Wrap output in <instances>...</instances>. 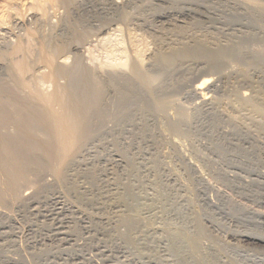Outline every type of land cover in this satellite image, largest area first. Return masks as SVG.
Returning a JSON list of instances; mask_svg holds the SVG:
<instances>
[{
    "label": "rangeland",
    "instance_id": "obj_1",
    "mask_svg": "<svg viewBox=\"0 0 264 264\" xmlns=\"http://www.w3.org/2000/svg\"><path fill=\"white\" fill-rule=\"evenodd\" d=\"M240 1L0 0V79L22 59L7 55L14 42L26 41L37 54L50 38L69 47L60 62L80 60L105 94L93 138L61 167L62 179L47 171L25 189L27 201L0 203V264H204L211 257L218 264L264 263L262 252L230 238L237 229L264 233V14L238 13L231 2ZM179 27L189 32L179 35ZM80 33L86 38L78 42ZM191 36L213 40L207 58L158 60ZM118 48L153 79L151 91L130 67L110 65ZM34 68V77L49 72ZM210 76L217 88L204 105L192 88ZM243 93L249 95L241 100ZM208 196L218 203L224 196L220 207L230 214L207 207ZM236 208L252 219L239 221Z\"/></svg>",
    "mask_w": 264,
    "mask_h": 264
},
{
    "label": "bare ground",
    "instance_id": "obj_2",
    "mask_svg": "<svg viewBox=\"0 0 264 264\" xmlns=\"http://www.w3.org/2000/svg\"><path fill=\"white\" fill-rule=\"evenodd\" d=\"M53 1L54 2L57 1V3H59V4L61 2L63 5L65 4L67 6L71 5L74 2V0H52V2ZM199 1H207L208 3L210 2L211 4L212 3L214 4V3H219L222 0H199ZM235 1L237 2V0H235ZM241 1L243 3H246V4L243 5L241 3ZM241 1H240V3L238 2L239 4H237V3L235 4V2H231V3H233L232 9H235L238 13L240 12L241 14L246 13L247 9H249V12H250V10H253V9L256 10L257 9L256 10L257 12L260 10L262 12V14H264L263 13L264 12V3H263L264 0H241ZM57 3H55V4H57ZM229 4H227V5L229 6ZM41 5H39V7H40L39 9L46 12L44 10L46 7L44 8V6H41ZM230 6H231V4H230ZM241 11H243V12H241ZM252 12L254 13V11H252ZM54 14L55 13H53V15ZM46 15H47V13H46ZM244 15H246V14H244ZM258 17H256V18L259 20ZM166 18L167 17H164V19H166ZM247 18H249V17H247ZM247 18H245V19H247ZM21 19H23V18H21ZM48 19L49 18L46 17L44 19V21L45 20L48 21ZM19 20H20V18H19ZM33 24H35V23H33ZM189 28H190V26H189ZM189 28H187V27L177 28L180 30V32H178V34L179 33H180L179 35L187 34L189 31L188 32H186V31L189 30ZM51 29H52V27H51ZM25 30H27V29H25ZM210 31H212V30H210ZM181 32H182V34H181ZM120 36H121V34H120ZM208 36H210V35H208ZM137 37H139V36L137 35ZM85 38H86V33H80V34H77L75 36V39L78 42L85 40ZM192 38L193 39L189 38L188 41L185 39L186 42H182L180 40V43L172 46L168 52L162 51V53L158 55V60L160 62H163V63H170L174 60H184L186 58L188 59L190 56L193 57V55H196L195 57H197L198 55L199 56L204 55L203 57H206L208 50L212 49V48H209V45H212L214 43V42H212L213 40L211 41V40H209L208 37H205V36H201L198 38L192 37ZM38 40H40V39H38ZM113 40H114V37H113ZM137 41H139V39ZM210 41L212 42V44H210ZM24 42H26V41H24ZM24 42L19 41L16 43L14 42L15 44L13 43L14 47H12L13 49H11L12 52L11 53L8 52L7 55L10 54V57H11V54L15 55V56L20 55V57H22V59L20 61L15 62V63H11V64H13V66L10 65V67L12 68V70H11L12 73L9 74L10 71H9V73H7V74H9V76L12 75L11 77H9V79H6V78L0 79V203L2 205H5V204L7 205V204L12 203V206H13V204L24 203L25 201H27V199L29 198V196H31V194L29 191L26 192L27 190L25 191V189L27 188V186L31 185L34 182L33 180L35 178L33 179V177H37L40 175L42 176V174L47 172V171H50L51 174L53 175V177L60 181V178H61L60 175L64 174V173L61 174V171L63 170V172H64V168L69 164V161L71 159H73L74 157H76V155H78L79 150L81 148H83V146L85 145L87 140H89L88 138H90V136L92 137V135H91L92 134L91 130H93L92 119L95 117V114L101 110L103 98L105 96L103 85L100 83L99 80H97L93 76L94 74H92L88 68L84 67V65L82 64V62L80 60H76L73 63V65H70V66H66L64 63L60 62V56L63 55L65 53V51L69 48V47L67 48V45H66L67 43H65L64 45H60V43H58V42L55 43V42L51 41L50 38L49 39L48 38L43 39L41 41V44H39L40 45L39 49H37V50H39V52H37L35 50L37 54H34L32 51L33 48L31 47L32 45L30 44L31 45L30 46L29 44H25ZM113 42H115V41H113ZM116 42L118 44L117 46L124 45L122 40H118ZM215 45L217 46L216 42H215ZM216 46L214 48H216ZM117 51H118L117 55H114V52H113L114 57L110 56V54H109V56L112 57L111 61L109 62L110 65H115V66L121 65V66H124L125 68L130 67L129 69H131L130 72L132 74V78L135 81H137V83H139L140 85H142L146 89H148V92H149V90L153 86L152 85L153 79H151L150 77L147 76V74L144 72L143 68L139 65V63L138 64L136 63L135 65L133 64V66L129 65V60H128V56H127L129 54L126 53L127 51L126 52H125V50L123 51L122 48L117 50ZM213 51H215V50H213ZM4 53H5V51H4ZM211 53H208V54H211ZM115 54H116V52H115ZM136 55H137V58H139V59L142 57L139 50H136ZM201 56H200V60L202 58ZM207 56L209 58V55H207ZM107 57H108V55H107ZM197 58H199V57H197ZM206 58H204V59H206ZM14 61H16V60H14ZM2 63H4V62H2ZM38 64L43 65V66L48 68L49 72L45 76H42L43 78L34 77L35 76L34 75V69H35L34 66L36 65V67H37ZM209 67H210V65H209ZM124 70H126V69H124ZM101 73H102V71H101ZM30 74L31 75L33 74L32 77L27 78V76L29 77ZM110 77H112V76H110ZM60 78H64L67 83L65 85L64 84L60 85ZM214 81L212 80L211 76L206 77V78L202 79L199 83H197L192 88V93L194 95L198 96V98L201 100V104L203 103L205 105V104L209 103V101H211V98H212L211 93L213 92V90L215 88H217V82L215 83ZM170 86H171V84H170ZM156 92H158V91H156ZM248 95L249 94H247V93H243L241 95L242 96L241 100L247 99ZM160 103H163V102H160ZM243 105H245V104H243ZM159 106H160V104H159ZM258 108L261 109V107H258ZM255 112H258V111H255ZM100 113H99V115H100ZM94 130H95V128H94ZM196 155H198V154H196ZM70 162H72V160ZM63 166H65V167L63 168ZM50 172H49V174H50ZM46 183L45 184L43 183V184L47 185ZM51 183H52V181L50 182V184ZM50 184H48L47 186H49ZM55 184H58V183H55ZM220 197L221 196H219L220 203H218L216 201L217 198L214 200L215 197L208 196L206 198V201H205V202H207V207L209 206L210 209L211 208H214L217 210L220 209L221 213L223 212V213L229 215L230 211L228 213H226L227 210L225 208L226 207L225 205L227 203L224 204V206H225L224 208L226 211H224V209H222L220 207V206H222L221 203H223V201L225 200L224 196H223V198L222 197L220 198ZM228 199L226 200V202L228 201ZM258 199H261V198L259 197ZM263 199H264V197H263ZM247 201H250V200H247ZM230 202L228 203V205L230 204ZM230 205H229V207L231 208L232 206H230ZM17 208H19V207H17ZM238 208H236L237 210H234V212L236 214V218L239 221H242L244 223V221H246L245 218L248 217V218H250V220L252 219V217L249 216V215L253 216L252 213H249V212L245 213L244 209L239 210ZM231 212H233V211H231ZM9 214H11V213H9ZM240 215L242 216V218H240ZM240 225H239V228H240ZM234 229H236V228H234ZM238 230L239 229H237V231ZM237 231L236 232L231 231L234 233V234L230 235L231 240H233L234 242L235 241L236 242H238V241L242 242V244L244 243L247 246H251L255 250H258V251L262 252V254H264V233H262V232L248 233V232H237ZM187 232H188V230H187ZM193 240H195V239H193ZM215 240H213V241H215ZM176 241H177V239H176ZM193 242H191V243H193ZM218 247H220V246H218ZM223 248H224V246H223ZM196 250H197V248H196ZM197 251H199V250H197ZM228 252H230V251H228ZM194 253H196V252H194ZM223 254H225V253H223ZM205 257H204V259L207 258V257L206 258ZM200 261H201V259H200ZM202 261H203V259H202ZM239 262H241V264L244 263V262L242 263V261H240V260H239ZM248 262H250V261H248ZM185 263L189 264V262H185ZM198 263L200 264V262H198ZM218 263H219V261L215 262L214 259H212V257H211L209 259H206L204 264H218ZM260 263L262 264L263 262H260ZM201 264H203V262ZM245 264H247V263L245 262Z\"/></svg>",
    "mask_w": 264,
    "mask_h": 264
}]
</instances>
